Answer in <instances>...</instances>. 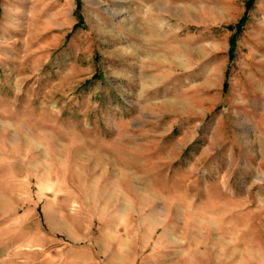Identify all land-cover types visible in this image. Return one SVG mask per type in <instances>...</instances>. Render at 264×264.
I'll return each instance as SVG.
<instances>
[{"label": "rangeland", "instance_id": "374dc122", "mask_svg": "<svg viewBox=\"0 0 264 264\" xmlns=\"http://www.w3.org/2000/svg\"><path fill=\"white\" fill-rule=\"evenodd\" d=\"M249 2L0 0V264H264Z\"/></svg>", "mask_w": 264, "mask_h": 264}, {"label": "trees", "instance_id": "16d2710c", "mask_svg": "<svg viewBox=\"0 0 264 264\" xmlns=\"http://www.w3.org/2000/svg\"><path fill=\"white\" fill-rule=\"evenodd\" d=\"M253 1H254V0H250V2H249V3H250V6L252 5ZM245 19H246V16H244V17L242 18V20L238 23L237 26H233V25H232V26H230V28H231V29H235V27H237V30H238V31H241V30L243 29V26H244V23H245ZM238 31H237V32H238ZM237 32H236V33H237ZM234 41H235V37H234Z\"/></svg>", "mask_w": 264, "mask_h": 264}]
</instances>
